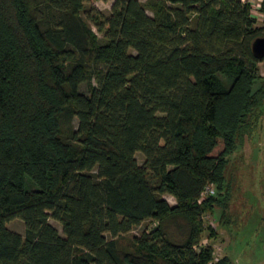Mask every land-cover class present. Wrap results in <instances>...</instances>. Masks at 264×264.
<instances>
[{
  "label": "trees",
  "instance_id": "16d2710c",
  "mask_svg": "<svg viewBox=\"0 0 264 264\" xmlns=\"http://www.w3.org/2000/svg\"><path fill=\"white\" fill-rule=\"evenodd\" d=\"M89 1L0 0V264H232L201 244L204 216L234 222L264 22L238 0Z\"/></svg>",
  "mask_w": 264,
  "mask_h": 264
},
{
  "label": "rangeland",
  "instance_id": "374dc122",
  "mask_svg": "<svg viewBox=\"0 0 264 264\" xmlns=\"http://www.w3.org/2000/svg\"><path fill=\"white\" fill-rule=\"evenodd\" d=\"M139 1L146 6L147 14L151 15V11L147 8L148 0ZM112 2L113 0H90L85 4V9L93 6L107 14ZM83 17L86 19L85 14ZM92 28L96 31L93 26ZM97 35L101 36L100 33ZM258 66L261 76L258 82L264 83V61ZM135 159L141 165L144 157L141 152H136ZM226 175L227 178L231 176L230 211L234 216V222L219 224L218 209H215L212 214H206L204 216L205 225L213 226L217 235L209 239L208 230L204 228L201 244L210 243L214 248L216 258L226 255L231 259L232 264H264V108L260 122L251 136L229 155ZM24 185L27 190L36 188L28 175L24 176ZM209 188L213 189L212 186ZM164 197L169 204H174L172 196L165 195ZM49 222L61 233V227L56 221L50 219ZM6 226L15 232L23 233V223L19 218L11 219ZM153 226L155 222L146 220L127 233L124 238L139 235ZM171 232L179 237L175 226L171 227Z\"/></svg>",
  "mask_w": 264,
  "mask_h": 264
},
{
  "label": "built area",
  "instance_id": "2783aa9c",
  "mask_svg": "<svg viewBox=\"0 0 264 264\" xmlns=\"http://www.w3.org/2000/svg\"><path fill=\"white\" fill-rule=\"evenodd\" d=\"M241 4H247L249 6V16L254 20V25L261 26L264 22V0H238ZM205 191L212 192L209 187Z\"/></svg>",
  "mask_w": 264,
  "mask_h": 264
},
{
  "label": "water",
  "instance_id": "95a60500",
  "mask_svg": "<svg viewBox=\"0 0 264 264\" xmlns=\"http://www.w3.org/2000/svg\"><path fill=\"white\" fill-rule=\"evenodd\" d=\"M251 51L257 59L264 57V37H257L253 40L251 43Z\"/></svg>",
  "mask_w": 264,
  "mask_h": 264
}]
</instances>
